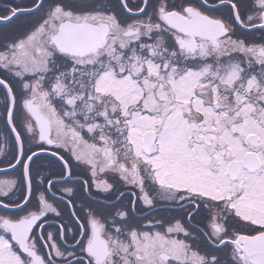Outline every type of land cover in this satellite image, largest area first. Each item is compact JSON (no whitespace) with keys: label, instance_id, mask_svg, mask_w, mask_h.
Segmentation results:
<instances>
[{"label":"snow or ice","instance_id":"1","mask_svg":"<svg viewBox=\"0 0 264 264\" xmlns=\"http://www.w3.org/2000/svg\"><path fill=\"white\" fill-rule=\"evenodd\" d=\"M0 264H264V0H0Z\"/></svg>","mask_w":264,"mask_h":264},{"label":"flooded vegetation","instance_id":"2","mask_svg":"<svg viewBox=\"0 0 264 264\" xmlns=\"http://www.w3.org/2000/svg\"><path fill=\"white\" fill-rule=\"evenodd\" d=\"M0 178H4L2 174H0Z\"/></svg>","mask_w":264,"mask_h":264}]
</instances>
